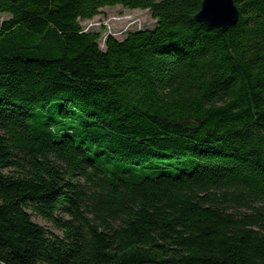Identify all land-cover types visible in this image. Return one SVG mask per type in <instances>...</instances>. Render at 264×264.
<instances>
[{"label":"trees","instance_id":"16d2710c","mask_svg":"<svg viewBox=\"0 0 264 264\" xmlns=\"http://www.w3.org/2000/svg\"><path fill=\"white\" fill-rule=\"evenodd\" d=\"M201 1L0 0L1 262L264 264V0Z\"/></svg>","mask_w":264,"mask_h":264},{"label":"rangeland","instance_id":"374dc122","mask_svg":"<svg viewBox=\"0 0 264 264\" xmlns=\"http://www.w3.org/2000/svg\"><path fill=\"white\" fill-rule=\"evenodd\" d=\"M7 14L0 13V22L8 19ZM134 22H136L134 24ZM138 23H141V28H152L155 20L152 19L150 13L147 10H130L123 8L119 5L114 7H105L101 10V13L90 21L83 22L84 27H88L95 31H102L104 34L107 30L116 34L117 39L123 37L121 30L127 25H130V29L137 27ZM102 47V46H101ZM32 220L46 228L55 231L51 223L32 215Z\"/></svg>","mask_w":264,"mask_h":264},{"label":"water","instance_id":"95a60500","mask_svg":"<svg viewBox=\"0 0 264 264\" xmlns=\"http://www.w3.org/2000/svg\"><path fill=\"white\" fill-rule=\"evenodd\" d=\"M193 19L209 27L226 29L238 22L239 10L234 0H202Z\"/></svg>","mask_w":264,"mask_h":264},{"label":"built area","instance_id":"2783aa9c","mask_svg":"<svg viewBox=\"0 0 264 264\" xmlns=\"http://www.w3.org/2000/svg\"><path fill=\"white\" fill-rule=\"evenodd\" d=\"M90 21V20H89ZM84 22H87V21H84ZM136 22H134V24H135ZM85 25V24H84ZM84 25H83V22H82V26H83V30L84 31H91V30H93V29H90V28H88V27H84ZM141 23H138V26L137 27H134V28H131L130 29V25H127L123 30H121L120 32H121V34L124 36L126 33H128L129 31H133V30H139V29H141ZM109 36H112V37H116V34L115 33H113L112 31H110V30H107V32H105L104 34L102 33V35H101V38H100V40H99V43H100V46H104V43H105V40H106V38L107 37H109Z\"/></svg>","mask_w":264,"mask_h":264}]
</instances>
